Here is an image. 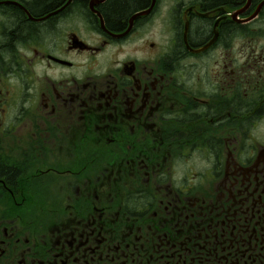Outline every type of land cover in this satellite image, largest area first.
Instances as JSON below:
<instances>
[{
	"label": "flooded vegetation",
	"instance_id": "flooded-vegetation-1",
	"mask_svg": "<svg viewBox=\"0 0 264 264\" xmlns=\"http://www.w3.org/2000/svg\"><path fill=\"white\" fill-rule=\"evenodd\" d=\"M48 1L0 0V264H264V0Z\"/></svg>",
	"mask_w": 264,
	"mask_h": 264
},
{
	"label": "trees",
	"instance_id": "trees-1",
	"mask_svg": "<svg viewBox=\"0 0 264 264\" xmlns=\"http://www.w3.org/2000/svg\"><path fill=\"white\" fill-rule=\"evenodd\" d=\"M57 0H50L48 3L43 6L38 5V9L49 8L50 5L55 4ZM86 1V0H82ZM40 1H38L39 3ZM149 3V0H113L107 11V20L114 27L121 25V21L126 22V17L131 14L134 10L144 7ZM9 170V169H8ZM11 170H9L10 172ZM0 172L4 174L7 172V169L0 168Z\"/></svg>",
	"mask_w": 264,
	"mask_h": 264
},
{
	"label": "rangeland",
	"instance_id": "rangeland-1",
	"mask_svg": "<svg viewBox=\"0 0 264 264\" xmlns=\"http://www.w3.org/2000/svg\"><path fill=\"white\" fill-rule=\"evenodd\" d=\"M163 1L165 3V5L163 6V9H165L166 7H168V5L166 4H168L171 0H163ZM164 15H165V11H161L160 16L158 18L159 20L157 22V26L154 28V31H153V37L151 38L152 39L151 41L157 44L166 43L165 37H166V33L168 32V25L164 24ZM256 37H254L255 40H257ZM263 39H264L263 34L258 35L257 41H263ZM146 50H149V49L147 48Z\"/></svg>",
	"mask_w": 264,
	"mask_h": 264
}]
</instances>
